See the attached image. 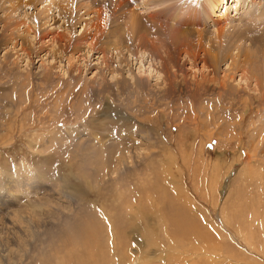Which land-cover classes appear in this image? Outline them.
Listing matches in <instances>:
<instances>
[{"label": "rangeland", "instance_id": "1", "mask_svg": "<svg viewBox=\"0 0 264 264\" xmlns=\"http://www.w3.org/2000/svg\"><path fill=\"white\" fill-rule=\"evenodd\" d=\"M231 1L215 15L206 0H151L149 16L136 0L172 53L190 52L168 70L137 34L111 35L127 0H63L62 18L52 0H0V42L5 9L34 26L49 4L50 34L89 33L61 55L24 26L0 46V264H264V69L246 85L239 60L264 0ZM201 5L200 25L179 24ZM247 17L260 19L244 31Z\"/></svg>", "mask_w": 264, "mask_h": 264}, {"label": "bare ground", "instance_id": "2", "mask_svg": "<svg viewBox=\"0 0 264 264\" xmlns=\"http://www.w3.org/2000/svg\"><path fill=\"white\" fill-rule=\"evenodd\" d=\"M2 1L3 2H5V1L6 2H9V4H11L12 6H14L16 9L17 8L20 9V8H24V7H20V6L29 4L31 2H34L35 0L34 1L27 0L28 1L27 3H25L24 0H2ZM62 1L63 0H56V1L55 0H52L53 6L56 7V8H58L57 12H58V17H60V18H62L63 13H67V12H69L72 9V8H67L61 14ZM127 1H128L127 3L130 6H132V8L134 7V4H138V3H136V0H127ZM147 1H148V5L146 6V8H144L146 14H148L149 16H151L152 14H155V13H158L159 14L160 11H156L158 8L151 7L152 6L151 0H147ZM224 1H226V0H223V2L220 5V8L223 7V4H226L227 3V2L224 3ZM218 2H219V0H214V1L213 0H206L207 6L209 8H211V13L213 12V14H215V15L218 14V13L215 11L214 5L216 3H218ZM231 2H233V0ZM50 4H51V1H50ZM50 4L45 9H42L40 11V13H39V15L37 17V20H39V21L36 23V25H34L35 27L33 25H30V23L29 22H26V21L17 22L15 20V17L14 16H12V15L8 16V14H7V11L8 10L5 9V11H4L5 12V15H4L3 21H2V23H3L2 28H3L4 31H6V33L3 34V38H2L3 39V42H0V46H6L7 41H13V39L16 38V37H18V39H19L20 36H21V34H22V31H21V28L20 27L24 26V30L26 32H30L31 34H33V37L35 39V43H38L39 40L46 39L47 36H49V39L48 40H50L52 43H55V44L58 43V42L63 43V46H58L60 49L59 48H55V49H52L51 50L54 53L57 52L59 55H61V54H63L65 52V50H67V47H69L70 45H73L74 46L73 48L78 49L76 47H80L79 45H77V44H79V40H85V42H86V40L88 38V35H89V33H87V31H86L85 24H84V27L82 29V33L81 34L79 33V35H80L79 37L73 38L74 36H72V35L67 36L69 34V32H55V33L52 32L50 34V31H48L46 29L47 27H45V28L42 27V26H44L46 24V22L49 21V19H48L49 14L46 16V13L49 12L50 9L52 8V5H50ZM140 4H142V3H140ZM233 8H235V5L233 6ZM1 9H2V7H1V4H0V10ZM205 9H206V6L205 5H201V7L200 6L194 7L192 9V11L183 20L178 19L179 24L180 25H185V24H188L189 22H193L194 24H197L198 25L200 23V22H198V19L200 18V20H201V12H203ZM247 13H248V11H247ZM137 15L139 16V14H137L135 12L134 8H133L132 9V12L130 13V22H129V24L128 25H123V24L122 25L121 24L116 25L114 27V29L111 31V35H116L117 38L120 37L117 40H120L121 39V42H122V40L123 41L124 40H128L127 43L130 45L131 42L129 40H132V38L134 36L133 34H137L136 35V41H137L138 45H140V46H143L144 45V47H146L143 52L146 53L147 57L149 55L152 56V59L150 61H153V60L156 61L157 59H159V61L161 60V67L164 66L168 70H170L168 63L171 62L174 65L175 64L174 63L175 60L178 58L179 52H184L185 55H187V54L190 55V52H188L187 50H185V48H183L182 46L180 48L178 47L179 49L177 51V54L172 53V49H170V47H168V45L166 44V42L162 38H160L158 36L157 30H159V28L162 27V26L161 25H158L156 23L147 24L144 19H141V18L136 17ZM71 18H72V16H71ZM202 19H205L203 15H202ZM259 19L260 18H256V17H247L246 18V20H247L246 21V27H245L244 31H248L247 29L249 27L250 28H256V23H257V21ZM101 21L102 20L99 21L100 23L98 22L99 23V25H98L99 28L102 27ZM263 21H264V19H263ZM0 22H1V19H0ZM120 25L122 26L121 28H119ZM146 25L148 26V32H147V30L145 28H144L145 30H143V31L141 30V28L143 26H146ZM262 25H263L262 26L263 32L260 33V35H259L260 37H258V40L255 41L254 43H251V45H249V46H244L243 45V47H241V48H243V49L245 48V49H244L243 53L241 54V57H239V58H241L239 60L242 61V64H244V65H241L244 68L243 67L241 68L240 77L243 78L244 81H246V83H247L246 85H248V83L250 84V82L253 81L254 82V85L256 86V81H260L259 80L260 79L259 72H262V70L264 69V22H263ZM106 29H107V27H106V24H105L104 32L106 31ZM151 29H153V31H151ZM182 31H183V29L181 31H178V32L181 33ZM186 31H188V30L186 29ZM194 32H197V29H195ZM127 37H130V39H128ZM216 37H215V39H216ZM95 38L94 37L93 38H90V44L91 45H93L94 42L97 41V39L95 40ZM238 39H236V40H238ZM253 39H254V36H253ZM72 41H76V42H72ZM224 42L226 43L227 40H225ZM246 42L250 43V41H246ZM248 43H246V45H248ZM128 44H125L126 45V47H125L126 52H129V54H133L132 48L130 46H128ZM225 45H228V44H225ZM95 46H94V48H96ZM45 47H46L45 45L40 44L30 54L31 55L32 54H35V56H36V55H38V53H40L42 50H44ZM21 48L19 50H24V49H21ZM69 48H71V46ZM241 48H240V46L238 47V49H241ZM227 50H228V48L225 49V47H222L220 49V55L221 56H224V54H226ZM118 52H120V51H118ZM238 53H239V51H238ZM162 55L165 56V57H162ZM209 55H210V58L212 60H215V61H217V59H219V56H220V55L218 56L216 54H210V52H209ZM224 57H226V56H224ZM231 57H233V55ZM134 58L136 60V58H140V55H138V56H136ZM191 58L194 61L196 59V55L194 53H192L191 54ZM198 58H201V57H198ZM233 61H236V60L234 59ZM234 63H233V65H234ZM260 64H261L262 68H261ZM70 66H71V64H70ZM234 69H236V68H234ZM165 71H167V70H165ZM242 71L245 72L246 74H248L249 77H246L244 74H243L244 75V77H243V75H242L243 72ZM226 75H228V74L226 73ZM257 75H258V78H257ZM223 81H222V83H223ZM261 81H263V80H261ZM220 82H221V80H220ZM191 228L192 227H187L186 228L187 229V232H190L192 230Z\"/></svg>", "mask_w": 264, "mask_h": 264}]
</instances>
